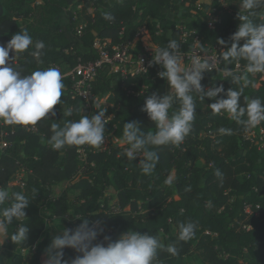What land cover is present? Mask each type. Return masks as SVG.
<instances>
[{
    "label": "trees",
    "instance_id": "16d2710c",
    "mask_svg": "<svg viewBox=\"0 0 264 264\" xmlns=\"http://www.w3.org/2000/svg\"><path fill=\"white\" fill-rule=\"evenodd\" d=\"M221 1L233 7L240 3L213 0L212 6L221 18L213 30L204 21L209 11L194 13L198 10L197 0H0V44L6 45L23 30L34 42L44 41L42 63L29 56L28 51L14 58L27 74L43 70V66L57 65L66 73L79 63H95L100 59L97 41H109L108 48L112 49L132 42L144 27L156 47H164L175 39L181 44L182 53H187L195 36L203 43L219 45V39L228 41L237 30L239 10L225 9ZM252 11L256 12L250 17L254 22H264V6ZM61 14L65 15L64 23L59 19ZM81 26L83 30L78 33ZM179 27L195 31L187 44H182ZM12 56L14 53H10ZM160 71L159 65L152 64L146 77L124 82L108 65L98 69L93 92L113 115L108 132L114 125L115 135L122 138L123 124L129 121H138L146 133L156 131L155 122L142 108L148 95L163 96L168 92L167 82L158 76ZM248 75L253 84L244 88L241 106L246 104L245 97L264 101V82L257 88L258 78ZM221 77L218 72L205 73L202 85L205 90L221 86ZM63 83L61 104L53 109L56 115L49 114V118L39 121L35 134L11 133V146L0 151V187L10 195L13 191L23 192L30 202L26 218L11 226L12 230L17 223L28 226L29 238L21 244L8 240L0 246L3 264H44L49 239L39 241L45 235L47 220L55 217L74 229L81 218H96L92 214L99 216L104 229L97 242L104 235L116 241L128 230L157 235L164 245L176 242L179 255L160 250L156 264H184L185 259L197 264H264V150L259 149V142L244 138L247 129L226 114L213 113L208 104L214 100L197 99L191 133L181 145L155 149L160 159L152 175L142 174L137 165L139 157L130 162L119 149L110 154H90L88 164L82 166L77 154L82 146L66 147L61 154L47 143L53 122L63 125L64 120H78L84 113L82 102L70 96V78H63ZM222 85L225 92L239 87L229 77ZM63 107L72 109L71 117H63ZM220 127L231 129V134L219 133ZM259 127L264 130V123ZM22 167L26 168L23 188L15 180ZM217 169L222 177L215 175ZM172 173L173 183L165 184ZM62 182L70 183L77 193L74 201L66 195L51 197L52 187ZM112 185L117 188L116 202L109 196ZM113 203L119 207L118 213L110 211ZM248 206L252 207L251 214L246 212ZM188 220L198 224L196 234L186 242L178 241L177 225ZM38 242L36 252L26 261L23 252ZM64 251V259L71 264L78 253L72 249Z\"/></svg>",
    "mask_w": 264,
    "mask_h": 264
},
{
    "label": "clouds",
    "instance_id": "9594fccd",
    "mask_svg": "<svg viewBox=\"0 0 264 264\" xmlns=\"http://www.w3.org/2000/svg\"><path fill=\"white\" fill-rule=\"evenodd\" d=\"M239 6L236 18L240 23L228 41L222 38L217 41L226 49L218 57L208 55L204 45L198 42V54L191 57L190 65H185L181 44L175 39H170L164 47H156L154 52L152 50L151 63L160 66L162 71L158 76L169 86L167 94L160 96L152 93L144 101L142 111L147 113L150 121L155 122L156 131L144 132L138 121L123 124L122 143L127 145L123 155L130 162L139 157L137 165L142 174L152 175L155 172L160 159L155 150L157 147L181 145L191 133L197 115V99L214 100L208 104L213 113L226 114L245 129L264 123V101L245 97L246 104H240L244 88L253 84L248 74L264 73V22H254L250 18L256 15L252 10L264 6V0H240ZM45 47L44 41L34 42L27 30L13 35L6 45L0 44V121L4 124L35 126L39 121L49 118V114L56 115L53 109L61 104L65 88L59 69L49 67L24 74L13 64L16 55L26 51L38 63H42ZM10 53H14V56L10 57ZM241 61L244 62V72H236L230 67L233 63L239 67ZM214 70L223 72L239 87L227 92L223 85L205 90L202 85L204 74ZM63 108V117H71L72 109ZM109 117L106 118L104 108L94 115L82 114L75 121L64 120L63 125L53 122L52 134L47 143L53 150L61 151V154L66 147L88 145L100 148L105 145V128ZM217 131L231 134V129L225 127ZM215 175L222 177L223 173L217 169ZM164 182L171 185L173 178L169 176ZM29 204L23 192L13 191L10 195L8 190L0 187V246L8 240L15 244L28 240V226L17 223L15 230L11 226L26 218L25 210ZM92 215L96 218L83 217L74 229L62 228L58 231L45 250L44 264H69L64 259L65 249L78 253L71 264H156L160 250L172 256L179 255L176 242L164 245L157 235L133 230L121 234L116 241L104 235L103 240L97 242L104 229L99 216ZM197 229L198 224L191 220L180 222L177 225V240L186 242L194 238ZM3 260L0 258V264H3Z\"/></svg>",
    "mask_w": 264,
    "mask_h": 264
},
{
    "label": "built area",
    "instance_id": "2783aa9c",
    "mask_svg": "<svg viewBox=\"0 0 264 264\" xmlns=\"http://www.w3.org/2000/svg\"><path fill=\"white\" fill-rule=\"evenodd\" d=\"M220 5L225 9H229L228 5L225 2H220ZM208 27L215 30L217 24L221 22L220 12L216 7L208 13V16L204 20ZM83 26L78 29V33H81ZM179 30L182 34V44H187L189 39L195 35V31L187 32L183 27H179ZM204 45L206 53L212 57H218L219 53L226 50L219 45H212L208 43H203L202 39L199 36L192 38V43L190 50L187 53H182L185 65H190L191 57L198 54L200 45ZM95 47L98 49L100 54V59L95 63H79L72 70L64 73L62 69L57 65L43 66V69L49 67H55L63 74V78H70V96L73 100H80L82 102L83 108L87 110L88 114H96L98 110L106 109V118H108V124L105 128V145L100 148H94L88 145L80 147L77 151L78 158L82 166L88 164V157L90 154H99V153H111L115 149L123 150L127 147L126 144L122 143L123 137H118L115 135L117 130L116 126H112V129L108 132L107 128L111 126V121L113 115L109 114L108 107L104 106V100H100L93 92V82L97 77V71L102 65H108L112 73L119 74L124 82L135 79L136 77H146L152 66L153 52L156 46L152 43L150 33L144 27L136 35L135 39L132 42L127 44L114 46L112 49H109V41L100 42L97 41ZM140 50L138 52V48ZM153 50V52H152ZM14 65L21 69L17 60L13 61ZM223 68V65H221ZM232 69L236 72H244L245 69L242 64L237 67L236 63L233 65ZM22 70V69H21ZM23 71V70H22ZM24 74L27 72L23 71ZM218 72L221 74L219 83L222 85L223 80L226 78L221 71H213L210 73ZM254 77L258 78V84L264 82V73L252 74ZM144 88V87H143ZM142 88V89H143ZM27 131L33 134L37 133L38 129L36 126H15V125H6L0 121V151H3L11 146V141L9 140L10 134L15 132ZM244 138L251 142H259L260 150H264V130L257 126L255 128L247 129ZM51 148L50 146H48ZM52 149V148H51ZM53 150V149H52ZM84 168H82L83 170ZM25 173L26 168L22 167L18 173H16V183L25 187ZM260 207H257L259 209ZM46 210V209H45ZM110 211L118 213L120 211L119 207L115 210ZM246 212L251 214L252 207L248 206Z\"/></svg>",
    "mask_w": 264,
    "mask_h": 264
},
{
    "label": "rangeland",
    "instance_id": "374dc122",
    "mask_svg": "<svg viewBox=\"0 0 264 264\" xmlns=\"http://www.w3.org/2000/svg\"><path fill=\"white\" fill-rule=\"evenodd\" d=\"M239 4L240 3H238V2L234 4V7L238 10H240ZM212 5H213V0H197L195 6L197 7L198 10L195 11L194 13L197 14L198 11H209L210 12L214 8ZM206 6H208V7L206 8ZM228 7L231 9L234 8L231 5H228ZM170 17H172V16H170ZM59 19H60V21H62V23H64L66 21L65 15H63V14L59 15ZM21 25L27 26L26 22H21ZM168 34H170V33H168ZM83 109H84L83 114L89 115L87 110H85V108H83ZM90 115H94V114L91 113ZM174 175L175 174L172 173L171 177L173 178ZM108 191H109V196H111L113 198V201L116 202L117 201V197H116L117 196V188H116V186L112 185L111 187H109ZM63 195H66L70 201H74L76 196H77V193L71 189V185L68 182H62V183L56 184L54 187H52L51 197L57 199L59 197H62ZM111 208H112V210H115L118 208V206L116 203H113ZM48 215H50L49 212H48ZM62 228H68L66 223H64L63 221H59L55 217L48 219L45 235L40 239L39 242L43 241L44 238H47V239H49V244H50L52 238L58 233L59 230H62ZM39 242L32 249L26 250L23 252L26 261H29L31 259L32 255L36 252V248H37ZM47 247L45 248V250L47 249ZM45 259H46V255L43 256V262L45 261ZM184 264H197V263L194 262L193 259H185Z\"/></svg>",
    "mask_w": 264,
    "mask_h": 264
},
{
    "label": "crops",
    "instance_id": "0c3cea01",
    "mask_svg": "<svg viewBox=\"0 0 264 264\" xmlns=\"http://www.w3.org/2000/svg\"><path fill=\"white\" fill-rule=\"evenodd\" d=\"M261 86V84H257V88H259Z\"/></svg>",
    "mask_w": 264,
    "mask_h": 264
}]
</instances>
